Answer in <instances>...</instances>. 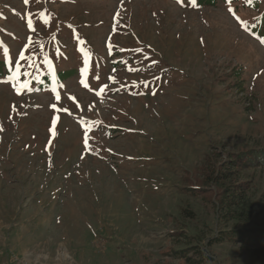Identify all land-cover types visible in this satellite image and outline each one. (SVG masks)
<instances>
[{"label":"rangeland","instance_id":"1","mask_svg":"<svg viewBox=\"0 0 264 264\" xmlns=\"http://www.w3.org/2000/svg\"><path fill=\"white\" fill-rule=\"evenodd\" d=\"M139 5L110 6L116 46L97 91L75 76L59 93L0 94V264H188L177 253L191 246L200 264H264L238 246L205 248L224 226L183 182L212 145L264 147V61L246 60L235 27ZM132 13L139 42L165 62L120 50ZM240 66L243 90L231 78ZM159 78L160 88L143 85Z\"/></svg>","mask_w":264,"mask_h":264},{"label":"trees","instance_id":"2","mask_svg":"<svg viewBox=\"0 0 264 264\" xmlns=\"http://www.w3.org/2000/svg\"><path fill=\"white\" fill-rule=\"evenodd\" d=\"M136 1L141 2L139 6L144 8L146 15H159L161 10L158 9L164 7L169 10V15H201L208 21L205 26L215 19L220 29L222 26L235 27L247 44L243 50L246 60L264 61V0ZM118 2L0 0V94L6 93L8 99H17L45 92L59 93L75 76L81 86L88 84L92 91H97L107 81L104 50L116 46V43L107 42V37L116 16L115 9L112 11L110 6ZM138 16L142 14L129 16L127 26L130 29H126L130 31V41L120 50L132 61L154 58L157 63L165 62L153 47L139 42L145 35L137 36L133 32L131 19ZM161 21L158 19L157 25ZM160 26L168 35L174 22ZM106 31L105 39L101 41ZM190 33L185 44L191 42ZM204 34L221 35L215 29ZM234 37L240 43L239 37ZM84 53L89 58L84 57ZM115 56L119 54L112 55ZM121 65L122 62L117 60L111 66L117 70ZM243 72L241 66L232 69L233 86L238 90L244 87ZM9 79H12L11 84L7 82ZM155 83L160 84V88L164 82L159 78L143 85ZM212 146L202 163L195 167L191 176L185 175L183 181L189 193L208 204L224 226L204 246L206 249L222 244L238 246L239 254H249L264 263V147L228 149L226 146ZM191 180L193 184L189 183ZM186 213L193 215L189 211ZM174 234L179 236L182 232ZM194 250L196 246H191L177 254L188 264H200L201 260H193L189 256Z\"/></svg>","mask_w":264,"mask_h":264},{"label":"snow or ice","instance_id":"3","mask_svg":"<svg viewBox=\"0 0 264 264\" xmlns=\"http://www.w3.org/2000/svg\"><path fill=\"white\" fill-rule=\"evenodd\" d=\"M262 42H264V41H262Z\"/></svg>","mask_w":264,"mask_h":264}]
</instances>
